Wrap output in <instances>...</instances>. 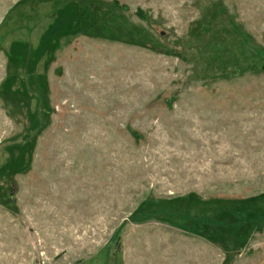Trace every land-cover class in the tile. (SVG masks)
Instances as JSON below:
<instances>
[{
	"label": "rangeland",
	"instance_id": "374dc122",
	"mask_svg": "<svg viewBox=\"0 0 264 264\" xmlns=\"http://www.w3.org/2000/svg\"><path fill=\"white\" fill-rule=\"evenodd\" d=\"M0 264H264V0H0Z\"/></svg>",
	"mask_w": 264,
	"mask_h": 264
}]
</instances>
